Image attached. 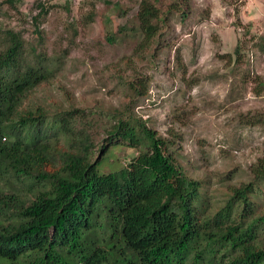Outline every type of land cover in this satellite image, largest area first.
I'll return each mask as SVG.
<instances>
[{
	"label": "trees",
	"instance_id": "trees-1",
	"mask_svg": "<svg viewBox=\"0 0 264 264\" xmlns=\"http://www.w3.org/2000/svg\"><path fill=\"white\" fill-rule=\"evenodd\" d=\"M49 1L33 0L40 38L39 19L55 5ZM65 1L66 9L75 2ZM159 16L158 0L141 1L142 45L159 32ZM262 40L256 45L264 51ZM245 43L238 42L231 60L244 62ZM52 62L0 20V264H264V212L253 199L264 185V157L250 182L211 209L203 184L184 172L168 141L145 120L120 115L99 148L126 144L140 151L103 172L93 159L94 138L77 129L78 108L52 115L27 104L54 77ZM256 83L264 88L260 76ZM248 123L264 118L256 114Z\"/></svg>",
	"mask_w": 264,
	"mask_h": 264
},
{
	"label": "rangeland",
	"instance_id": "rangeland-1",
	"mask_svg": "<svg viewBox=\"0 0 264 264\" xmlns=\"http://www.w3.org/2000/svg\"><path fill=\"white\" fill-rule=\"evenodd\" d=\"M141 1L75 0L66 9L65 0H50L57 5L39 19L41 38L33 0H0V20L56 65L27 104L52 115L78 108L77 129L94 138L101 171L139 154L126 144L99 148L120 115L138 117L168 141L216 209L254 178L253 166L264 157V124L248 123L256 114L264 118V88L256 83L257 76L264 81V51L256 45L264 38V0H158L160 30L145 45L136 19ZM239 41L246 42L241 64L230 56ZM260 187L253 199L264 212Z\"/></svg>",
	"mask_w": 264,
	"mask_h": 264
}]
</instances>
